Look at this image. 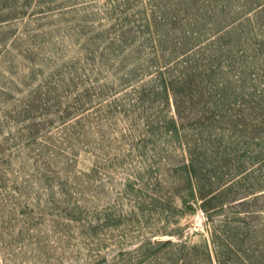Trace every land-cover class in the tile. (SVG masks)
<instances>
[{
    "label": "rangeland",
    "instance_id": "374dc122",
    "mask_svg": "<svg viewBox=\"0 0 264 264\" xmlns=\"http://www.w3.org/2000/svg\"><path fill=\"white\" fill-rule=\"evenodd\" d=\"M0 264H264V0H0Z\"/></svg>",
    "mask_w": 264,
    "mask_h": 264
}]
</instances>
